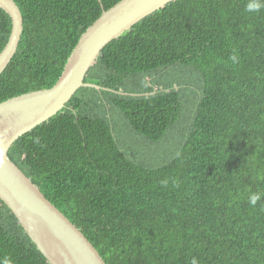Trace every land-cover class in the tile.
Here are the masks:
<instances>
[{
    "label": "trees",
    "instance_id": "obj_1",
    "mask_svg": "<svg viewBox=\"0 0 264 264\" xmlns=\"http://www.w3.org/2000/svg\"><path fill=\"white\" fill-rule=\"evenodd\" d=\"M14 1L24 31L0 103L52 88L121 0ZM11 31L0 8V52ZM85 82L115 92L80 89L9 156L106 264H264V0L173 1ZM5 259L49 264L0 199Z\"/></svg>",
    "mask_w": 264,
    "mask_h": 264
},
{
    "label": "water",
    "instance_id": "obj_2",
    "mask_svg": "<svg viewBox=\"0 0 264 264\" xmlns=\"http://www.w3.org/2000/svg\"><path fill=\"white\" fill-rule=\"evenodd\" d=\"M173 1L176 0H121L104 11L81 36L52 88L22 94L0 103V199L14 213L49 264L106 262L86 236L12 161L10 149L20 137L63 111L80 89L115 92L85 82L90 69L110 43ZM0 8L12 20L10 38L0 52L1 76L17 54L24 19L14 0H0Z\"/></svg>",
    "mask_w": 264,
    "mask_h": 264
},
{
    "label": "clouds",
    "instance_id": "obj_3",
    "mask_svg": "<svg viewBox=\"0 0 264 264\" xmlns=\"http://www.w3.org/2000/svg\"><path fill=\"white\" fill-rule=\"evenodd\" d=\"M249 10H253L251 5H249ZM258 199H259V197L257 195H255V194H253L250 197V201L249 202H250L251 205L255 206L257 201H258ZM0 264H11V262L9 260L5 259L4 261H0ZM192 264H197L196 260H193Z\"/></svg>",
    "mask_w": 264,
    "mask_h": 264
}]
</instances>
